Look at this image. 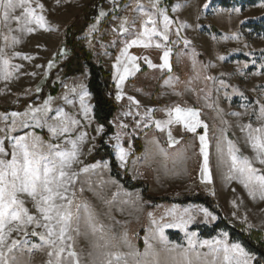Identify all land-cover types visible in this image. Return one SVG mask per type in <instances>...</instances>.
I'll return each mask as SVG.
<instances>
[{
	"label": "rangeland",
	"instance_id": "374dc122",
	"mask_svg": "<svg viewBox=\"0 0 264 264\" xmlns=\"http://www.w3.org/2000/svg\"><path fill=\"white\" fill-rule=\"evenodd\" d=\"M39 2L44 9L42 12L37 9V12L45 17L46 27H36L30 33L13 32L19 43L9 41L11 46L5 49L10 65L16 68H9L12 71L9 79L0 78V107L4 109L0 111V147L5 149V158L10 159L15 143L10 137L32 134L44 144L60 145L63 150H71L68 141H77L78 162L73 164L72 171L78 175L69 186L67 196L73 200L72 210L80 219L73 222L69 231L72 239L67 243L73 245L80 264H92L94 259L99 264L104 259L102 254L107 251L129 252L120 239L124 233L140 253L145 250L147 236L163 264L170 254L163 250L156 227L175 223L179 217L188 219L191 216L192 220L186 229L165 227L164 236L170 244L187 247V233H195L193 240L201 259L194 264H205L204 254L211 251L202 241L233 244L223 232L202 238L191 228L197 222L212 224L217 218L202 204L174 200L154 203V197L174 199L207 193L206 182L201 179L202 156L198 139L204 128L192 133L181 124L156 126V121L167 120L168 109L177 105L198 109L200 120L208 125L209 169L218 204L229 220L246 229H259L264 234V200L259 195L250 196L237 179H228V164L221 161L217 151L219 142L227 160V142L232 141L238 155L253 157V150L246 142L247 130L241 129L248 124L253 127L264 124L257 119L264 106V33H256L243 25L264 15V0L253 6L233 7H224L215 0H156L157 8L152 7L153 0ZM161 11L171 21L168 40L154 36L149 47L142 44L128 47V55L136 57V67H133L121 52L139 37L143 22L149 16L155 19L157 30L163 31ZM125 21L128 31L121 32L120 26ZM202 21L216 32H207L200 23ZM11 26L15 29V22ZM75 32L78 34L73 37V42L71 36ZM0 33L6 34V29L0 28ZM157 43L161 47L157 48ZM76 44L88 50L92 63L111 71L116 111L103 123L93 118L92 96L86 86L87 64L79 59V63L73 61L72 65L70 62L72 53L77 51ZM4 46L0 34V47ZM165 50H170V69L159 67ZM148 61L157 67H150ZM125 66L131 74L118 89L117 80ZM68 69H72V73L66 74ZM118 91L120 99H117ZM45 100H49L47 113H37L36 119H31V109L41 108ZM58 111L69 122L70 131L54 136L49 126L60 123ZM13 112L20 115L14 118ZM13 119L16 126L12 124ZM71 120L77 123L73 125ZM21 123L26 127L20 126ZM169 132L178 143H169ZM82 134L83 140H79ZM101 142L110 148L120 174L147 187L145 195L140 188L126 189L110 174ZM120 149L126 154L124 161L119 158ZM254 166L264 169L258 162H254ZM85 167L88 172H81L80 169ZM21 199L30 214L38 215L30 197L22 194ZM77 204L81 205L79 210ZM84 204L94 213L95 222L105 226L106 233L115 234L117 247H93L96 242L103 245V241L99 240L100 233L93 235L88 227ZM201 209H207L211 215L206 217ZM167 230L180 232L182 240H169ZM33 232L38 234L33 235ZM42 232L46 229L34 223L11 233L9 243L20 241L14 250L17 264H47L49 259L55 260L54 256H48L49 248L40 239ZM247 254L253 264V256ZM221 258L222 253L216 264H220ZM128 259L129 264H134L131 257ZM212 259V255H208L207 264H211Z\"/></svg>",
	"mask_w": 264,
	"mask_h": 264
},
{
	"label": "snow or ice",
	"instance_id": "6c2138e0",
	"mask_svg": "<svg viewBox=\"0 0 264 264\" xmlns=\"http://www.w3.org/2000/svg\"><path fill=\"white\" fill-rule=\"evenodd\" d=\"M152 7H158L156 0H153ZM37 9H40L41 12L44 9V5L39 0H35L34 5L33 0H0V28L6 29V34L0 33L3 35L5 41V46L0 47V78L9 79L12 75V71L9 68H16L15 65H10V57L7 56L5 51L7 47L11 46L8 43L9 41L11 44L19 43L18 37L12 35V33L15 31L30 33L35 31L36 27H46L47 22L45 17L41 12H37ZM17 10H20L19 14H17ZM160 14L163 16V31L157 30L155 19L149 16L143 22V31L139 34V37L132 40L122 50L121 55L126 57L133 64V67H136L134 64L136 57L128 55V47L135 44L149 47L154 36L162 37L165 41L168 40L167 32L171 21L164 15L163 11ZM101 15H104V13L101 12ZM12 22L16 24L15 29L11 26ZM125 23L126 21L120 26L121 32L128 31L124 26ZM148 24L153 26L149 28L147 27ZM156 47L159 48L161 45L157 43ZM14 55H19V53H14ZM169 55L170 50L163 52L161 56L162 63L159 65L160 68H171ZM25 58L29 59L30 57ZM119 63L120 57L117 58V64ZM148 64L150 67H157L151 61H148ZM49 66H51V61L49 62ZM117 71L119 73V68ZM130 74L131 70L128 66H125L124 72L119 74V79L117 80L118 89ZM86 95L87 93L84 94V96ZM84 96L81 97L82 105ZM120 98L121 93L118 91L117 99ZM129 99L133 100L132 97H129ZM48 104L49 100H45L41 108H32V116L30 118L36 119L37 113L43 112L46 114ZM11 115L15 118L20 114L13 112ZM24 115L27 116L28 114L25 113ZM57 115L60 123L49 126L50 132L54 136L70 131L69 122L61 116L59 111ZM167 115V120L163 122L156 121L158 128L172 124H181L187 131L192 133H196L200 127L204 128V133L198 137L200 141V153L204 157L201 170L203 179L211 182L208 125L200 120L199 110L177 105L174 108L168 109ZM257 119L264 121V106L260 108ZM70 123L74 125L77 121L71 120ZM12 124L16 126L15 119H13ZM20 126L26 127L23 123ZM241 130H247L246 142L253 150V157L238 155V150L234 147L232 141L227 142V160L224 159V149L219 142L217 144V151L221 161L228 164V179H237L248 190L250 196L255 198L259 195V198L264 200V174H261L264 169L254 166V162H258L264 166V124H261L259 127H253L251 124H248ZM10 138L15 140V143L12 145L10 159L5 158V149L0 147V264H17L14 250L20 244V241L11 240V243H9L11 233L13 231L19 232L26 226L34 223L46 229V232L39 233L40 239L49 248L48 256L50 258L55 257L54 261L49 259L47 264H80L78 254L73 250V245L67 243V241L72 239L69 231L73 222H78L80 219L78 213H74L72 210L73 200L67 196L69 186L74 184L78 175V173L72 171L73 164L78 162L77 141H68L72 146L71 150H63L60 145L44 144L39 137L32 134ZM78 139L83 140V134ZM169 143H178L172 139L170 132ZM125 155L124 150L120 149L119 158L121 161H124ZM88 170L87 167L80 169L81 172H88ZM22 194H26L27 197L31 198L38 215L29 213L28 208L25 207L24 200L21 199ZM80 207V204L76 205L77 210ZM83 207L88 213L86 218L88 227L91 229L93 235L100 233L99 240L103 241V245L96 242L93 244V247L97 249L101 247L105 249L117 247L115 234L109 235V233H106L105 226L95 222L94 213L89 210V206L84 204ZM201 211L206 217L211 215L207 209H201ZM191 220V216L188 219L179 217L175 223L157 225L155 231L158 233L159 242L163 245V250L170 254L165 258L163 264H194L195 261L201 259V254L195 248L196 241L193 240V237L196 235L195 233H187V247L170 244L164 236L163 229L165 227L186 229L187 224ZM77 232H79L78 228ZM36 234L38 233L33 232V235ZM25 235H27V232H25ZM120 239L130 251L127 253L118 251L104 252L102 254L104 259L99 264H129V257L132 258L134 264H161L160 254L149 243L147 236L145 237V250L143 253L136 250L128 241L127 233H124ZM201 243L208 245L211 249L210 253L204 254L205 264H207L206 258L208 255H212L213 257L211 264H216L221 253L220 264H250L251 257L239 244L233 243L229 245L219 240L214 242L202 241ZM28 251L31 252L32 249H28ZM65 253L66 255H64ZM142 257L143 259H141ZM148 257H151V259H147ZM92 264H97V261L94 259Z\"/></svg>",
	"mask_w": 264,
	"mask_h": 264
},
{
	"label": "trees",
	"instance_id": "16d2710c",
	"mask_svg": "<svg viewBox=\"0 0 264 264\" xmlns=\"http://www.w3.org/2000/svg\"><path fill=\"white\" fill-rule=\"evenodd\" d=\"M263 0H215L216 3L224 7L244 6V5H256ZM202 27L207 32H216V30L209 29L203 21L200 22ZM246 28L256 32L264 33V15L256 20H249L243 24ZM71 39L73 40V37ZM71 42V40H69ZM77 51L72 53L70 62L73 65V61L76 63L78 59L87 64L89 78L87 80V90L92 96V114L93 118L98 123H103L105 120H109L113 117L116 111L115 94L113 90V81L111 71L106 70L101 64H94L90 61L88 50L81 44H76ZM240 58H244L240 56ZM67 73H72V69L66 70ZM4 110L0 107V111ZM200 133V131H198ZM101 151L108 158L110 166V174L117 179L126 189L140 188L144 195L147 192V187L140 182H135L128 175H122L117 170V164L114 160L113 154L110 148H107L101 142ZM202 156V164L204 157ZM210 171V169H209ZM264 174V171L261 172ZM211 175V174H210ZM201 179H203L201 172ZM207 189L204 194H194L190 196H182L171 199L170 197H154V203H161L174 200L179 203H199L208 208L210 211L217 215L216 220L212 224H206L203 222H197L192 229L196 230L197 234L202 238H211L217 235L219 232L227 234L228 240L239 244L247 253L253 256V264H264V234L259 229H246L242 224L229 220L228 216L224 212L223 208L218 204L215 196L214 183L211 178V182L206 181ZM151 199V197L149 196ZM166 236L169 240L180 242L183 238L182 234L178 231L167 230ZM141 243V240H139Z\"/></svg>",
	"mask_w": 264,
	"mask_h": 264
}]
</instances>
